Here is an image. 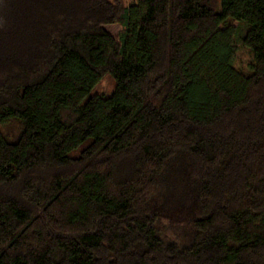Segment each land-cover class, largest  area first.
<instances>
[{
	"label": "trees",
	"instance_id": "1",
	"mask_svg": "<svg viewBox=\"0 0 264 264\" xmlns=\"http://www.w3.org/2000/svg\"><path fill=\"white\" fill-rule=\"evenodd\" d=\"M0 264H264V0H0Z\"/></svg>",
	"mask_w": 264,
	"mask_h": 264
},
{
	"label": "rangeland",
	"instance_id": "2",
	"mask_svg": "<svg viewBox=\"0 0 264 264\" xmlns=\"http://www.w3.org/2000/svg\"><path fill=\"white\" fill-rule=\"evenodd\" d=\"M113 34H116L119 30L117 26L109 27ZM246 56L245 50H242ZM115 87V82L111 75H106L92 90V94H105L109 95L112 93ZM13 132H17V128L12 126ZM180 202L169 205L163 214L158 217V225L161 230V234L166 239H176L184 244L187 243L189 238L187 237L188 232L191 230L190 223L188 221L187 213L183 211Z\"/></svg>",
	"mask_w": 264,
	"mask_h": 264
}]
</instances>
